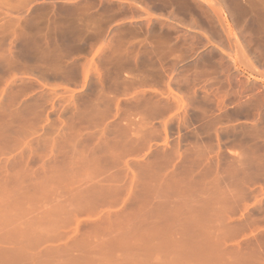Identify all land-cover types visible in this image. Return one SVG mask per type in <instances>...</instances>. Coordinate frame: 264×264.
<instances>
[{
    "label": "rangeland",
    "instance_id": "obj_1",
    "mask_svg": "<svg viewBox=\"0 0 264 264\" xmlns=\"http://www.w3.org/2000/svg\"><path fill=\"white\" fill-rule=\"evenodd\" d=\"M12 5L24 0H0ZM153 8L142 29L106 46V60L103 43L79 50L77 37L104 29L71 5L0 12V51L45 30L63 38V55L48 59L64 75L42 90L0 83V231L159 245L176 264H230L258 243L246 233L248 204L264 196L249 186L264 165V93L235 57L264 58V0ZM136 65L143 75L125 74ZM13 147L31 151L25 174Z\"/></svg>",
    "mask_w": 264,
    "mask_h": 264
},
{
    "label": "crops",
    "instance_id": "obj_2",
    "mask_svg": "<svg viewBox=\"0 0 264 264\" xmlns=\"http://www.w3.org/2000/svg\"><path fill=\"white\" fill-rule=\"evenodd\" d=\"M48 3L57 8L71 5L88 14L89 22L85 26L89 29H104L101 37L88 34L75 39L80 45L79 50H84L90 56L97 45L103 43L104 60L109 51L107 45H111L113 40L122 39L123 35L137 33L149 23L145 21L146 14L154 13V0H24L23 7H0V12H37ZM23 40L29 44L28 47L13 52L0 51V83L11 77L21 89L35 86V90H42L49 77L54 76L56 84L63 86L62 64L58 66L56 63L54 66L48 59L49 53L57 55L60 52L63 55V38L48 35L47 31L40 29ZM133 59L136 61L137 57ZM235 60L238 73L246 75L250 86H254L257 92L264 93V58L256 54H249L248 57L241 54ZM86 66L85 62L79 64V84L84 80ZM125 74L144 73L136 65ZM2 154L4 152L0 149ZM8 154L15 156L13 163L18 165V172L25 174L29 171L30 162L26 157L31 155V151L13 147ZM255 172L257 174L249 186L264 190V165L256 167ZM247 212L246 234L257 237L258 243L247 254L231 256L230 264H264V196L263 199L249 202ZM48 235L32 231H0V264H176L170 255L160 254L170 249H161L159 245L147 247L139 244L90 243L86 239L55 243L48 242L49 239L45 238Z\"/></svg>",
    "mask_w": 264,
    "mask_h": 264
},
{
    "label": "bare ground",
    "instance_id": "obj_3",
    "mask_svg": "<svg viewBox=\"0 0 264 264\" xmlns=\"http://www.w3.org/2000/svg\"><path fill=\"white\" fill-rule=\"evenodd\" d=\"M111 194V193H110ZM100 199V198H99Z\"/></svg>",
    "mask_w": 264,
    "mask_h": 264
}]
</instances>
